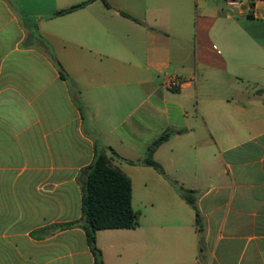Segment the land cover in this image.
Segmentation results:
<instances>
[{"label":"crops","instance_id":"crops-1","mask_svg":"<svg viewBox=\"0 0 264 264\" xmlns=\"http://www.w3.org/2000/svg\"><path fill=\"white\" fill-rule=\"evenodd\" d=\"M84 1L0 0V264H94L84 230L62 226L82 218L96 145L140 214L97 233L104 264H264V0H98L55 16ZM167 131L165 176L128 162ZM172 181L195 192L201 254Z\"/></svg>","mask_w":264,"mask_h":264},{"label":"trees","instance_id":"trees-1","mask_svg":"<svg viewBox=\"0 0 264 264\" xmlns=\"http://www.w3.org/2000/svg\"><path fill=\"white\" fill-rule=\"evenodd\" d=\"M98 0H86L82 3L61 10L55 16H63ZM109 7L108 0H100ZM253 1L251 6H253ZM123 15L128 16L123 13ZM62 78H66L64 70L58 63ZM264 90H259L257 95H263ZM174 132L167 131L152 142L146 155L138 161H128L132 165H142L154 168L165 176L163 166L158 163L154 154L156 150L167 142ZM108 151L119 157L112 148ZM120 158V157H119ZM85 182L82 193V218L76 222L66 223L65 229L81 227L88 241V245L94 255V264H104L102 252L97 247V233L108 229H135L140 225V214L136 212L132 204V180L120 168L115 166L112 158L96 145L93 163L86 169ZM182 198L196 211L198 233L200 235V254L204 251V227L202 218L196 204L194 191L187 190L177 182L172 181Z\"/></svg>","mask_w":264,"mask_h":264},{"label":"built area","instance_id":"built-area-1","mask_svg":"<svg viewBox=\"0 0 264 264\" xmlns=\"http://www.w3.org/2000/svg\"><path fill=\"white\" fill-rule=\"evenodd\" d=\"M227 1H228V4H229L230 6H233V7H239L240 4H241L240 0H227ZM180 85H182V83L179 82L178 80H172V81H170V82L168 83V86H169L170 88H176V87H178V86H180Z\"/></svg>","mask_w":264,"mask_h":264}]
</instances>
